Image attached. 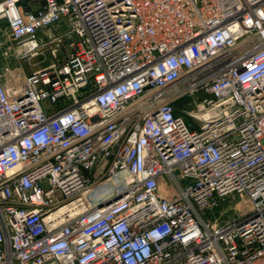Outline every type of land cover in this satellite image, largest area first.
I'll return each instance as SVG.
<instances>
[{
	"label": "built area",
	"instance_id": "built-area-1",
	"mask_svg": "<svg viewBox=\"0 0 264 264\" xmlns=\"http://www.w3.org/2000/svg\"><path fill=\"white\" fill-rule=\"evenodd\" d=\"M0 20L17 58L52 57L0 72V264H264V0H0ZM201 92L195 128L174 102ZM234 192L244 216L207 217Z\"/></svg>",
	"mask_w": 264,
	"mask_h": 264
},
{
	"label": "rangeland",
	"instance_id": "rangeland-1",
	"mask_svg": "<svg viewBox=\"0 0 264 264\" xmlns=\"http://www.w3.org/2000/svg\"><path fill=\"white\" fill-rule=\"evenodd\" d=\"M52 57L49 52L26 58H17L15 46L9 36L6 22L0 20V72L9 84H20L26 75L33 70L47 65ZM204 99L210 100L209 93L201 92L192 96H182L175 100L174 105L178 113L184 115L192 127L199 128L205 121L199 120L192 115H198L205 110H200V104ZM210 106L209 103H205ZM164 192L167 196L174 197L176 190L167 180H163ZM249 202L245 196L237 192L225 196H216L209 208L206 210L207 217L217 223H222L237 217L244 216L249 211Z\"/></svg>",
	"mask_w": 264,
	"mask_h": 264
},
{
	"label": "bare ground",
	"instance_id": "bare-ground-1",
	"mask_svg": "<svg viewBox=\"0 0 264 264\" xmlns=\"http://www.w3.org/2000/svg\"><path fill=\"white\" fill-rule=\"evenodd\" d=\"M200 110H205L204 112L200 113L198 115H192L193 117L199 119V120H207L210 116L213 114V109L210 107H207L203 104H200Z\"/></svg>",
	"mask_w": 264,
	"mask_h": 264
},
{
	"label": "water",
	"instance_id": "water-1",
	"mask_svg": "<svg viewBox=\"0 0 264 264\" xmlns=\"http://www.w3.org/2000/svg\"><path fill=\"white\" fill-rule=\"evenodd\" d=\"M120 196H121V194H120V195H118V196H117V198H119Z\"/></svg>",
	"mask_w": 264,
	"mask_h": 264
}]
</instances>
